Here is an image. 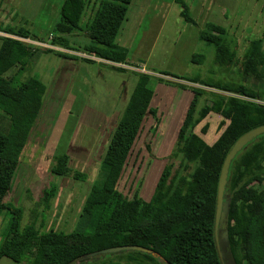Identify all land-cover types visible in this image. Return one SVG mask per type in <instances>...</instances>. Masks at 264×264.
Listing matches in <instances>:
<instances>
[{
    "label": "trees",
    "instance_id": "trees-1",
    "mask_svg": "<svg viewBox=\"0 0 264 264\" xmlns=\"http://www.w3.org/2000/svg\"><path fill=\"white\" fill-rule=\"evenodd\" d=\"M130 1L101 0L94 10L92 20L86 26V34L97 44L90 46L96 56L113 62L121 61L115 40ZM85 5V0H62L54 29L62 34L77 29ZM181 6L180 13L184 19L194 23L186 5L181 3ZM204 26L199 37L216 47L215 62L226 65L227 70L233 66L241 79L245 80L251 74L264 90L261 39L250 41L242 60H238L225 41V29L212 22ZM0 31L9 35L0 37V110L7 119L6 128L0 129V213L5 208L11 212L6 236L0 244V258L4 256L15 263L25 264H73L76 261L83 264V256L93 251L137 244L152 249L163 261L160 263L159 258L152 254L132 250L136 254L127 257L132 264H221L213 235L219 172L234 141L243 132L264 123V104L257 102L262 97L261 91L243 81L208 82L168 71L157 72L233 94L226 95L134 72L137 82L109 134L100 156L97 180L85 197L75 229L40 232L35 221L21 228L22 209L9 206L5 197L11 190L19 157L41 111L46 87L32 75L21 79L20 74L27 67L34 49L20 38L44 41L31 38L23 27L5 24L0 25ZM51 44L69 46L62 36L54 37ZM48 50L53 51L45 49ZM57 54L63 55L61 52ZM201 60L200 54L191 56L193 62ZM151 78L189 89L191 97L176 130L167 162L152 194L144 199L136 187L131 196L123 194L119 181L146 113L153 117L157 113L149 105L153 95L149 86ZM206 94L209 95L207 102L198 109L199 100ZM210 113L220 115V123L226 125L213 146L195 132V127ZM204 125L207 126L206 123ZM149 133H154V128H150ZM68 158L66 153L55 154L50 171L56 175L82 177L80 172L68 167ZM53 189L50 186L43 191L45 208L53 197ZM224 192L229 200L226 227L233 264H264V135L248 142L232 159Z\"/></svg>",
    "mask_w": 264,
    "mask_h": 264
},
{
    "label": "rangeland",
    "instance_id": "rangeland-1",
    "mask_svg": "<svg viewBox=\"0 0 264 264\" xmlns=\"http://www.w3.org/2000/svg\"><path fill=\"white\" fill-rule=\"evenodd\" d=\"M61 1L0 0V25L23 27L29 31L31 38L44 41L20 38L34 49L27 67L20 74L21 79L35 76L45 84L46 90L41 111L19 157L11 190L5 197L9 206L22 209L20 227L35 221L40 232L50 229L69 232L75 229L85 197L97 180L100 156L109 134L137 82L134 72H139V68L135 67L116 65L113 69L97 63L96 59L84 60L87 58L85 55L93 54L84 48L97 45L87 36L86 26L101 0H85L79 27L69 34L54 29L59 19ZM181 3L186 5L187 13L194 23L186 21L181 15ZM222 9L227 14L222 15ZM208 22L225 29L226 43L232 39V45L229 46L236 50V58L242 60L243 52L250 43L248 36L252 38L263 34L264 0H131L115 42L122 45L120 53L125 63L144 60L146 68L153 72L151 74L154 77L178 81L157 73L178 70L182 73L180 75L196 76L208 82L243 81L261 91L262 97L257 102L264 104V90L260 89L258 81L251 74L245 80L241 79L233 66L229 68L230 71L224 67L226 65L216 63L214 46L199 39V31ZM243 26L246 27L243 29L245 35L239 32ZM256 28L262 32H257ZM228 32L233 34L227 38ZM2 36L9 35L0 31ZM57 36L66 38L70 47L82 50L73 52L85 54L81 56L82 59L71 54L58 55L60 50L51 44ZM259 38L262 40L261 50H264V34ZM48 48L53 51H45ZM193 54L202 55V60L191 61ZM117 67L126 71H117ZM182 83L202 87L207 92L233 95L187 81ZM149 86L155 97L150 105L156 108L157 113L155 117L146 113L119 181V189L123 194L131 196L136 187L144 199L152 194L174 144L176 130L184 112L180 103L185 93L155 78L150 79ZM164 86L170 88L165 89ZM238 97L249 100L245 96ZM208 98V94L202 96L197 108L202 107ZM97 116H100L98 120ZM221 119L220 115L210 113L195 127V132L209 146H213L226 126L220 123ZM6 125L7 119L0 110V129L4 130ZM150 128H154V133H149ZM60 153L67 154L68 167L80 172L82 177L56 175L50 171L54 163L53 156ZM50 186L54 188L53 197L48 202V208H45L42 195L44 189ZM10 219V210L3 209L0 213V244L6 236ZM220 246L224 264H233L225 243L220 242ZM135 254L121 250L83 257V260L85 264H132L127 257ZM81 263L76 261L73 264ZM0 264L25 263H15L3 256Z\"/></svg>",
    "mask_w": 264,
    "mask_h": 264
},
{
    "label": "water",
    "instance_id": "water-1",
    "mask_svg": "<svg viewBox=\"0 0 264 264\" xmlns=\"http://www.w3.org/2000/svg\"><path fill=\"white\" fill-rule=\"evenodd\" d=\"M264 132V123L257 125L255 127H252L248 129L247 131L243 132L232 144L228 152L226 153L221 168L219 172V177L217 181V189H216V202H215V212H214V223H213V235L215 240V245L217 249V253L219 256V260L221 264H224L223 262V254L221 251V243H225L226 247L229 251V244L227 239V218L229 213V200L226 198L225 195V185L227 182V176L229 171V166L232 161V159L235 157V155L251 140L256 138L257 136L261 135ZM121 250L126 251H139L143 253H149L153 256L158 257L160 260L163 261V258L152 251V249L147 248L145 246L137 245V244H126V245H118V246H112L103 248L97 251H93L91 253H88L84 255L83 257H91L97 254H104V253H113L118 252ZM230 253V251H229Z\"/></svg>",
    "mask_w": 264,
    "mask_h": 264
},
{
    "label": "crops",
    "instance_id": "crops-1",
    "mask_svg": "<svg viewBox=\"0 0 264 264\" xmlns=\"http://www.w3.org/2000/svg\"><path fill=\"white\" fill-rule=\"evenodd\" d=\"M224 14H227V11L225 10V9H222V15H224ZM256 24V23H255ZM254 24V25H255ZM263 24V23H262ZM253 25V26H254ZM244 28H246V27H244L243 26V28L242 29H240L239 30V32H243V29ZM257 29V32H262V31H260V29H258V28H256ZM256 32V31H255ZM244 33V32H243ZM232 32L231 33H229L228 32V35H227V38L229 37V36H232ZM263 34H264V31H263ZM263 34H261L260 33V36H262ZM244 35H245V33H244ZM243 35V36H244ZM246 35H247V33H246ZM248 36V35H247ZM246 36V37H247ZM259 36V37H260ZM258 36L257 37H252V38H249V36H248V39H249V41H252V40H256V39H261V38H259ZM232 38V37H231ZM199 39H201L200 37H199ZM201 40H203V39H201ZM203 41H205V40H203ZM229 41H231L232 42V39L231 40H229ZM262 41V40H261ZM206 43H208V44H212L213 46H214V44L213 43H209V42H207V41H205ZM231 42H227L228 43V45H232V44H230ZM119 43V42H118ZM117 43V55L120 57V59H121V61L120 62H113V61H109V60H106V59H104V58H100V57H98V56H96V54H94L93 53V51H92V49L90 48V46H88V47H85L84 48V50L85 51H89V52H91V53H93L92 54V56L91 55H85V54H75V53H73V52H82V50H78V49H75V48H73V47H70V46H68V47H59V46H54L55 48H57V49H59L60 50V52H62V53H65V54H71V55H75V56H77V57H79V58H81V56H84L85 55V57L87 56V58H83L84 60H89V61H92V60H90V59H96V61H97V63H99V64H104V65H108V66H110L111 68H113L114 69V67H116V65H121V67H125V68H128V67H135V68H139L137 71H139V72H144V73H148V74H151V73H153V72H151L149 69H147L146 68V66H145V62H144V60H139L138 59V61H137V63H131V64H129V63H125V61H124V59H123V55H122V53H120V51H121V49H122V45H121V43H119L118 44ZM230 47V46H229ZM232 47V46H231ZM230 47V49L231 50H233L234 52H235V56H236V50L234 49V47H232L231 48ZM248 48V47H247ZM247 48H245V50H244V52H243V56H244V54H245V52H246V50H247ZM64 49V50H63ZM214 51H215V54H216V47L214 46ZM58 50V51H59ZM57 51V50H56ZM64 51V52H63ZM263 52H264V50H262ZM96 56V57H95ZM215 57V56H214ZM88 58H90V59H88ZM82 59V58H81ZM126 65V66H122V65ZM116 70V69H115ZM117 71H119V70H117ZM124 71H126V70H124ZM170 72H174V74H176V73H178V75H180V74H182L180 71H178V70H175V71H170ZM151 75H153V74H151ZM156 76V75H155ZM183 76H185V75H183ZM192 77V76H191ZM192 78H195V79H199L198 77H196V76H193ZM176 81V80H175ZM178 82H185V81H183V80H178ZM164 88L165 89H168V88H170V87H165L164 86ZM172 90H175V89H173L172 88ZM181 90H183V91H185V93H184V96H182V101H181V103L180 104H182V108H184L185 109V107H186V105H187V103H188V101H189V99H190V97H191V92L189 91V89H181ZM222 94H224V93H222ZM226 95H228V94H226ZM155 98V97H154ZM154 98H153V95H152V97H151V100H150V104H151V102L152 101H154ZM179 99V98H178ZM149 104V105H150ZM151 106V105H150ZM156 109V108H155ZM184 109H183V111H184ZM182 112V111H181ZM101 117H102V115H100ZM100 116H97V120H98V118L100 117ZM68 161H69V159H68Z\"/></svg>",
    "mask_w": 264,
    "mask_h": 264
}]
</instances>
